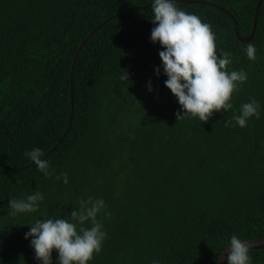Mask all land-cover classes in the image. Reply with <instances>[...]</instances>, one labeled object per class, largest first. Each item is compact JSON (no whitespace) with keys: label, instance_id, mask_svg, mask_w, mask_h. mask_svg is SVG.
I'll return each instance as SVG.
<instances>
[{"label":"trees","instance_id":"obj_1","mask_svg":"<svg viewBox=\"0 0 264 264\" xmlns=\"http://www.w3.org/2000/svg\"><path fill=\"white\" fill-rule=\"evenodd\" d=\"M177 7L210 24L227 69L247 75L233 108L207 122L176 119L180 105L155 73L163 49L149 39L150 0H0V264H38L28 225L70 219L89 196L107 205V238L89 264H214L233 234L264 236V0ZM252 27L242 42L236 32ZM251 100L260 118L234 126ZM34 147L52 176L23 155ZM35 192L37 212L11 215L10 200ZM250 255L264 264V248Z\"/></svg>","mask_w":264,"mask_h":264},{"label":"clouds","instance_id":"obj_2","mask_svg":"<svg viewBox=\"0 0 264 264\" xmlns=\"http://www.w3.org/2000/svg\"><path fill=\"white\" fill-rule=\"evenodd\" d=\"M152 19L155 25L150 32V42L159 43L160 67L155 70L157 76L167 77L164 86L177 99L180 111L176 119L198 118L207 122L214 112H227L233 108L230 102L233 93L240 84L246 82L243 70L227 69L232 64L229 53L218 52L216 35L210 24L204 22L195 13L177 7V0H150ZM249 61L257 59V47L249 43L244 48ZM121 80H129L128 73L122 70ZM151 91V84L148 85ZM261 105L256 100L243 103L239 115L233 117L234 126L244 128L251 118H260ZM23 155L35 164L45 177L53 175L51 165L45 158V152L38 147L25 151ZM55 179L68 184L67 173H61ZM44 195L40 192L28 195L24 199H12L9 207L11 215L35 213L39 210ZM107 205L103 199L78 202V209L71 211L70 219L48 217L37 219L28 225L29 231L24 238L29 240L38 264H53V250L57 253L56 264H89L102 251L107 233L98 219V214ZM90 223V227H85ZM225 264H252L249 244L240 236L233 234L228 246Z\"/></svg>","mask_w":264,"mask_h":264},{"label":"water","instance_id":"obj_3","mask_svg":"<svg viewBox=\"0 0 264 264\" xmlns=\"http://www.w3.org/2000/svg\"><path fill=\"white\" fill-rule=\"evenodd\" d=\"M100 25H102V23H100ZM254 28H255V27H252L251 32L249 33V35H246V36H243V37H239L238 32H236V35H237V37H238L242 42H246V41H248V40L252 37V35H253V33H254ZM96 29H97V27L94 28V29H92V30L90 31V33L86 36V38H87L89 35H91ZM82 44H83V42L81 43V45H80V47L78 48V50L81 48ZM78 50H77V52H78ZM77 52H76V53H77ZM72 66H73V64H72ZM71 68H72V67H71ZM242 240H246V241L248 242V244H249V248H250V249H252V248H264V236H263V237H258V238L242 239ZM225 248H226V247H225ZM225 248H224V249H225ZM224 249H223V250H224ZM223 250H222L221 253L218 255V257H217V259H216V261H215L214 264H225L226 256H227V250H225V251H223Z\"/></svg>","mask_w":264,"mask_h":264}]
</instances>
